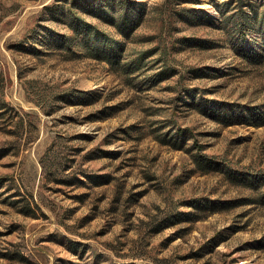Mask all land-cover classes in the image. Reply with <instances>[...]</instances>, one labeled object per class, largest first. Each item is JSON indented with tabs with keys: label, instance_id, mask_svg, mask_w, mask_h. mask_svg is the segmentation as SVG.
<instances>
[{
	"label": "rangeland",
	"instance_id": "374dc122",
	"mask_svg": "<svg viewBox=\"0 0 264 264\" xmlns=\"http://www.w3.org/2000/svg\"><path fill=\"white\" fill-rule=\"evenodd\" d=\"M255 109L264 0H0V264H264Z\"/></svg>",
	"mask_w": 264,
	"mask_h": 264
},
{
	"label": "trees",
	"instance_id": "16d2710c",
	"mask_svg": "<svg viewBox=\"0 0 264 264\" xmlns=\"http://www.w3.org/2000/svg\"><path fill=\"white\" fill-rule=\"evenodd\" d=\"M244 2L245 0H241ZM125 24H130V19L125 17L124 19ZM77 28V32L75 33L77 36L82 37V42L87 43V45L91 46L93 49L94 54L103 55L109 62L112 64L116 61L118 58V50L115 48L116 46H113L107 38L102 35L98 30L93 29L88 24H79L74 25ZM120 26V25H119ZM121 28L125 29L123 25H121ZM121 29V30H123ZM50 42L53 45H56L58 47H71V38L67 35H56L50 31L49 33ZM224 112V111H223ZM253 114H255L258 118H263L264 122V111L261 109H255L253 111ZM262 124V123H261ZM264 124V123H263ZM186 129L182 130V133H185ZM191 215V213H189Z\"/></svg>",
	"mask_w": 264,
	"mask_h": 264
}]
</instances>
